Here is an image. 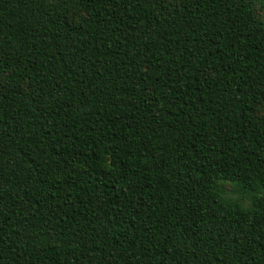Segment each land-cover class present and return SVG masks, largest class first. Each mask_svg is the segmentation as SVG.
<instances>
[{
    "label": "trees",
    "instance_id": "1",
    "mask_svg": "<svg viewBox=\"0 0 264 264\" xmlns=\"http://www.w3.org/2000/svg\"><path fill=\"white\" fill-rule=\"evenodd\" d=\"M0 264H264V0H0Z\"/></svg>",
    "mask_w": 264,
    "mask_h": 264
},
{
    "label": "rangeland",
    "instance_id": "2",
    "mask_svg": "<svg viewBox=\"0 0 264 264\" xmlns=\"http://www.w3.org/2000/svg\"><path fill=\"white\" fill-rule=\"evenodd\" d=\"M225 188H226L229 192L232 191V197H234V198L239 197V193H238V191L235 190V189L233 188L232 185L228 184V185L225 186ZM246 202H247V201H245V203H246Z\"/></svg>",
    "mask_w": 264,
    "mask_h": 264
}]
</instances>
